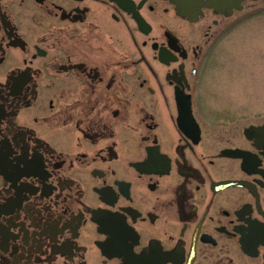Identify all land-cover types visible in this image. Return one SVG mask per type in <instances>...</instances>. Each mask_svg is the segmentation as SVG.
Here are the masks:
<instances>
[{"label": "flooded vegetation", "instance_id": "obj_1", "mask_svg": "<svg viewBox=\"0 0 264 264\" xmlns=\"http://www.w3.org/2000/svg\"><path fill=\"white\" fill-rule=\"evenodd\" d=\"M262 15L0 0V264H264V150L246 137L264 81L239 58Z\"/></svg>", "mask_w": 264, "mask_h": 264}, {"label": "rangeland", "instance_id": "obj_2", "mask_svg": "<svg viewBox=\"0 0 264 264\" xmlns=\"http://www.w3.org/2000/svg\"><path fill=\"white\" fill-rule=\"evenodd\" d=\"M240 43V74L247 80L264 81V15L257 16L250 27L242 30Z\"/></svg>", "mask_w": 264, "mask_h": 264}, {"label": "water", "instance_id": "obj_3", "mask_svg": "<svg viewBox=\"0 0 264 264\" xmlns=\"http://www.w3.org/2000/svg\"><path fill=\"white\" fill-rule=\"evenodd\" d=\"M246 137L254 141L257 148L264 150V125L259 128H251L246 132Z\"/></svg>", "mask_w": 264, "mask_h": 264}]
</instances>
